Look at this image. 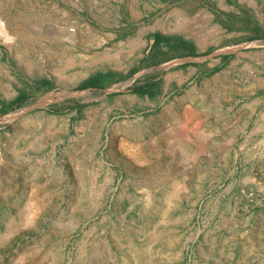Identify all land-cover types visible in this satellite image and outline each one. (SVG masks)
Here are the masks:
<instances>
[{"label": "rangeland", "instance_id": "374dc122", "mask_svg": "<svg viewBox=\"0 0 264 264\" xmlns=\"http://www.w3.org/2000/svg\"><path fill=\"white\" fill-rule=\"evenodd\" d=\"M250 23L264 43V0H0V109L28 96L0 114V264H264V147L220 129L237 89L130 92L178 67L154 33L227 52Z\"/></svg>", "mask_w": 264, "mask_h": 264}, {"label": "crops", "instance_id": "0c3cea01", "mask_svg": "<svg viewBox=\"0 0 264 264\" xmlns=\"http://www.w3.org/2000/svg\"><path fill=\"white\" fill-rule=\"evenodd\" d=\"M254 30H257L255 23H250L248 28L238 25L232 35L228 36L233 38L232 51H210L206 54H202L198 45L191 39L154 33L153 35H160L169 40L168 44L160 42L158 47L165 52L173 51L167 62L177 61L173 66L178 67L137 85L155 86L152 96H141L149 98L162 95L167 82L173 81L171 75L174 72L176 75L183 69L189 74L191 81H194V86L198 84L208 88V106L221 110L223 105L227 104L225 100L228 91L237 89L239 98L233 101V111H248L247 120H241V116H238L233 118L228 126L224 120L220 123V129L226 134L238 136L241 147H264V43L252 34ZM179 44H183V48H174ZM262 160L264 159L259 158L257 162Z\"/></svg>", "mask_w": 264, "mask_h": 264}, {"label": "trees", "instance_id": "16d2710c", "mask_svg": "<svg viewBox=\"0 0 264 264\" xmlns=\"http://www.w3.org/2000/svg\"><path fill=\"white\" fill-rule=\"evenodd\" d=\"M164 42L165 44L169 43L168 39L162 38L160 35H153V44H152V51H159V43ZM173 49V47H171ZM174 48H183V44L176 45ZM165 62L164 59H156L153 60L150 63V66L158 65L160 63ZM117 75L111 72L107 73H97L87 81H85L82 85H80L77 89L78 90H83L86 88H94V89H102L104 88L107 83L113 82L115 80V77ZM50 86V83L46 80H40L34 85V90H40L41 88L48 87ZM155 86L152 84L149 85H144V86H133L132 89H130V92L132 94L136 95H148L152 96L154 94V88ZM27 94L26 92L20 93L13 101L9 102L6 105H2V108L0 109V114H5L8 109H10L13 106H20L22 105L26 100H27ZM83 106L82 105H76V109L80 110ZM49 112L51 113H57L55 108L51 106L48 109Z\"/></svg>", "mask_w": 264, "mask_h": 264}]
</instances>
